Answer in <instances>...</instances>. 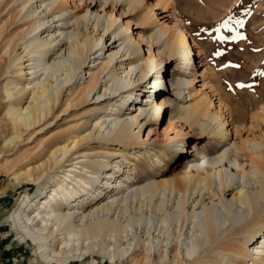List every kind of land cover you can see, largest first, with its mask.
<instances>
[{"label": "bare ground", "instance_id": "6f19581e", "mask_svg": "<svg viewBox=\"0 0 264 264\" xmlns=\"http://www.w3.org/2000/svg\"><path fill=\"white\" fill-rule=\"evenodd\" d=\"M1 1L3 14L0 19L4 21L0 20V81L4 76L5 82L0 87V136H11L9 142L19 139L28 128L55 117L60 106L64 104L67 107L74 95L83 101L87 100L96 88L99 76L104 71L107 75L102 85L103 91H97L93 103L101 106L108 104L110 109L96 116L86 136L79 139V133H75L78 130L55 136L49 139L46 148L42 147L44 149L35 153V163L31 164L30 158L24 160L22 156V162L21 159L11 162L12 166L3 169L2 173L11 175L16 185L28 182L39 186L33 194L23 195L17 202L16 214L11 213L7 219L13 229H19L25 238L36 245L40 260L44 263L65 264L83 259L88 252L105 253V247H110V259L115 261V258L125 255L134 242L126 257L127 264H150V232L143 231L146 237L135 233V240L132 241L125 239L128 230L122 215L128 209H133L132 219L142 222L147 217L145 213L153 209L159 212L160 223H172L174 220L178 223L175 226L177 232L174 233L176 238L184 234L183 227L189 220L192 226L188 238L194 237L196 243L199 241L206 245L203 255L196 259L197 251L187 248L186 254L182 255L178 243L168 247L165 240H160L161 245L157 250L159 261L155 264H246V260L252 264H262L264 214L258 199L264 202L263 139H244L242 144L232 142L230 155L226 150L207 155L201 165H190L178 177L154 180L153 176L148 175L146 182L133 188L121 180V160L110 163L93 159L80 151L75 156L82 157L80 160L63 165L70 161L69 153L73 147L83 140H102L107 137L124 147H131L140 138L143 126L161 120L162 113L171 106L178 119L189 127L198 125L200 130H208V133L220 134L221 137L226 134L225 116H222L220 107L217 111L219 114L209 111L212 102L205 101L208 98L205 94L197 102L186 105L195 97L190 89L198 82L197 78H186V73L195 68L193 47L188 34L184 30L177 31L174 26L158 27L149 35L155 44L166 35L168 39L157 54H163L167 62H177L176 70L170 73V78L166 75L165 79L168 80L162 84L159 78L166 73L161 67L164 59H157L152 53L153 41L147 43L142 34L137 35V38L133 32L128 34L129 22L119 23L109 32L113 41L107 45L105 60H97L98 70H88V80L72 90L69 86L75 71L81 68L89 55H105L102 40L115 20L121 17V13L114 16L112 11L105 12L106 17L102 11L94 10L96 1L101 2V5L110 3L112 8L119 2L128 1L130 12H134L141 1L80 0L78 7L71 5L73 0H23L19 5L13 4L12 0ZM16 1L19 3V0ZM33 3H36L34 7L22 13L27 4ZM149 12L142 15L140 24H148L152 16ZM18 17L23 22H17ZM10 25L13 28L7 30ZM23 26L25 30L20 31ZM43 33H47V38L41 37ZM117 40L121 42L115 45V50H111ZM142 41L146 45L147 57L142 56ZM16 46L21 51H15L11 61L10 56ZM26 56L29 57L24 59ZM67 60L71 63L65 64ZM13 64L15 69L11 70ZM26 69L28 73H24ZM47 71L56 74L52 81L42 79ZM11 73L13 77H9ZM63 73L61 80L59 77ZM24 75L28 77L22 81L20 77ZM146 78L149 81H144ZM231 80L219 83V101H222V94L227 88L234 86ZM142 82L145 85H140ZM65 85L69 92L62 104L61 95ZM167 86L173 91L171 94ZM170 95L174 98L170 99ZM234 95L241 98L244 93L234 92ZM116 97L117 100L110 103ZM134 105H137L136 113H120L124 107L128 110ZM214 122L215 127L210 124ZM136 127L138 130L134 133ZM173 143V157L168 159L171 165L180 161L184 151L188 152L184 148L183 139L173 140ZM2 147L3 144L0 152ZM254 149L259 150L256 152ZM155 156L157 165L169 163L163 162L158 154ZM242 156L246 159L242 160ZM123 160L126 163V158ZM143 163L136 168L143 171ZM53 167H65L59 175H55V180L50 177ZM110 169L112 172H109ZM253 184L256 186L251 189ZM8 187H0V196L4 197ZM169 191H177L180 195L175 198L173 209L165 203ZM166 195L165 201L163 197ZM214 197L217 202H214ZM258 218L259 224L252 227Z\"/></svg>", "mask_w": 264, "mask_h": 264}, {"label": "rangeland", "instance_id": "374dc122", "mask_svg": "<svg viewBox=\"0 0 264 264\" xmlns=\"http://www.w3.org/2000/svg\"><path fill=\"white\" fill-rule=\"evenodd\" d=\"M12 1L15 2H13L15 5H19L23 2V0H19V3L16 0ZM140 1V6L136 7L134 12H130V3H128V1H123L121 4H119V2L114 8H112V4L110 3L101 5V2L96 1V6L93 8L94 10L102 11L101 13H104L106 17L107 15H105V12L112 11L114 16L121 13V17L115 20V24L111 27L110 31L105 34L102 40L104 46L103 52L105 51V55H97V53L89 55L81 68L75 71V75L70 81L69 87L73 90L78 85H81L83 81H87L89 78L87 77L88 70H98L97 60L100 62L105 60L104 57H106L108 53L106 50L107 45L113 41L109 32L114 30L117 24H122L125 21L130 24L128 34L133 32L136 38L137 35L142 34L145 40H147V43L153 41V45L151 46L152 53L156 55L157 59L160 57L164 59L161 67L166 70V73L164 72L159 78V81L163 84V81L166 80V75L170 78L172 75L170 73L176 70L177 62L175 60L167 62L163 54H157L159 53V49L164 47V42L168 39L166 35H163L161 41L156 44L149 35L153 34L158 27L166 28L175 26L177 31L184 30L188 34L193 47L195 68H191V70L186 73V78L188 80L197 78L198 80L190 89L195 97H193L191 101H188L186 105L197 102L199 98H201V95L205 94L208 97L205 101L207 103L209 100L212 102L209 106L210 112H217L218 107H220L221 114L225 116L226 119L224 129L226 128L228 131L221 137L220 134H212L208 133V130H200L198 125L189 127L183 120L180 118L178 119L177 113L171 106L162 113L161 120L154 123L149 122L143 126L140 131V138L137 139L131 147H124L119 143L111 141L107 137L102 140L100 138L96 140H83L73 147L71 154L69 153V155H71L69 157L70 161L63 164L66 166L80 160L82 157L75 158L76 154L80 151L88 157L102 159L103 161L107 160L110 163L121 160L122 171L119 172H123L120 176L121 180H124L127 185H131V188L144 183V181L146 182L148 175L153 176L154 180H159L162 177H178L183 171L188 170L190 165L194 163L197 166L201 165L202 160L208 157L207 155L217 154L222 150H226L230 155L233 149V146H231L232 142L242 144L241 141L244 139L264 140V111L262 108L264 107V74H262L264 73V0ZM0 3H2L1 0ZM70 3L78 7L80 0H73V2ZM35 4L36 3L27 4L26 8L22 10V13L34 7ZM1 8L2 4L0 11ZM42 8L43 7L38 9V12ZM148 11H151L149 14L152 15L148 24H140L139 21L142 15ZM43 12L44 11H42L40 15H42ZM2 14L3 12L1 11L0 18ZM17 19V22H23L19 17ZM0 20L2 22L4 21L3 19ZM1 21L0 28L2 25ZM12 28L13 25H10L7 30H11ZM25 28V26L21 27L20 31H24ZM72 30L73 32L76 31L75 29ZM100 30L101 29L98 31ZM46 34L47 33L41 34V37L47 38ZM219 36H223L225 39H216V37ZM233 37L235 38L233 39ZM116 38L117 37H115V39ZM120 42L121 40L114 42L111 50H115V45ZM141 43L142 45H140V48L142 49V56L147 57L148 53L145 42L142 41ZM15 48L16 50L14 49L11 53L12 56H10L11 61L13 60L12 58H14L13 55H15V51H21L18 46ZM98 48L99 47H97V49ZM27 57L29 56H26L24 59ZM32 59L34 60V58ZM69 60L65 61V64L71 63ZM33 62L35 61H30V63ZM14 64H16V62ZM14 64L11 67L12 69L10 68L11 70L15 69ZM119 71L120 70H118V72ZM25 72L28 73V70H24V73ZM55 75L54 72L47 71L44 75L45 77L43 76L42 79L44 78L46 81H52ZM13 76V73L9 74V77ZM106 76V71L99 76L98 84L87 100L83 101L80 97L74 95L67 107L63 104L69 92L68 89H66L67 85H65L61 95L63 105L60 106L55 117L46 120L43 124L41 123L35 127L28 128L19 139L12 140L11 142H9L11 136L7 134L0 136V146L3 144V150L0 152V187L5 185L9 186L8 192L4 197H2L3 195L0 196V264H51L44 263L40 260L36 245L25 238L19 229H13L12 223H9V219H7V216L11 213L12 215L16 214L17 202L22 199L23 195L28 193L33 194L39 187L38 184L22 182L20 185H16L11 179V175L3 174L2 172L6 166H12V163L17 160L21 159L22 162L23 158L24 160L30 158L31 164L35 163V153L38 154L40 150L46 148L50 138L75 130H78L75 133H79V139L81 136H86L96 116L104 114L105 109L107 111L110 109L108 104H102L101 106L93 103L97 91H100L99 93L103 91L102 85L107 79ZM27 77L28 76L24 75L20 77V79L25 80ZM63 77L64 73L61 74L59 78L62 80ZM4 78V76L1 78L0 87L3 82H5ZM229 79H232L231 82L233 81V89L227 88V91L222 94V101H219V96L217 94L219 83H225V81ZM144 81L149 80L146 78ZM141 84L145 85L144 82L140 83V85ZM238 85L244 86L238 87ZM166 89L170 91V94L173 92L169 86H167ZM234 92H242L244 95L239 98V95L235 96ZM117 98L118 97L113 98L110 103H113ZM173 98L174 97L170 95V99ZM26 99L27 98H25L24 101ZM136 107L137 105H134L128 108V110H125L124 107L120 113L132 112V114H134L137 112ZM210 124H213V127L216 126L215 122ZM137 130L138 128L136 127L133 130L134 133H136ZM180 139L184 140V148L188 152L184 151L180 161H178L177 164L171 165V161L168 159L173 157V140ZM257 150L259 149H254L256 152ZM157 154L163 159V162L168 161L169 163H167V165L160 164L163 166L160 168V165H157L155 161V155ZM123 158H126V163H124L125 160H123ZM243 159L246 158L242 156V160ZM142 162H145L143 163L145 167L143 171H140L136 166ZM243 164L244 166L246 165L244 162ZM15 168L16 167L13 169ZM62 168L53 167L50 170V177H53L55 180ZM106 169H109V167ZM109 172H112V170L110 169ZM126 173H128V176H126ZM44 181L47 182L45 178ZM51 184L52 182L49 185ZM255 186L256 184H253L250 188L252 189ZM169 196L172 198L170 199ZM179 196V193L175 191L174 193L170 192V194H168L167 202H165L167 195L163 197V199H165L164 202L168 205L167 207L172 206L173 209L175 198ZM229 197L230 195L227 196V198ZM215 198L216 197L213 198L215 200L214 202H217L218 200ZM189 201L188 203H190ZM206 202H208V200H206ZM258 205L262 210V214H264V202L261 199H258ZM86 210H88V208ZM132 210L133 209H128L127 212L122 215V219H125L124 221L127 224L128 230V235L125 239L131 241L132 239L135 240V238H133L135 233L146 237L143 231L148 230L150 232V237H148L151 247L150 252L152 253V261L150 264H155L159 261L157 250L161 245L160 240H165L164 243L167 244L168 247L178 243L181 247L182 255L186 254L187 248L197 251L195 252L197 253L195 255L197 256L195 257L196 259L203 255L206 245L200 244L199 241L196 243L197 241L195 242L194 237L188 238V231L192 226L189 224V220H187L183 227L184 234L176 238L174 233L177 232L175 226H177L178 223L175 220L172 221V223H160L158 216L159 212L152 209V211H145L147 213H145V216L147 217H145L142 222H137L132 219V215L134 214ZM259 222L260 218L256 220L252 227H256ZM132 243L129 251L122 257L119 256L115 258V261L110 259V247H105V253L97 254L95 252H88L83 256V259L65 264H127L128 258L126 257L132 250L134 242ZM201 246L202 248L200 250L199 248ZM169 259H171V254H169ZM246 261V264H252L251 261ZM262 264H264V261Z\"/></svg>", "mask_w": 264, "mask_h": 264}, {"label": "snow or ice", "instance_id": "6c2138e0", "mask_svg": "<svg viewBox=\"0 0 264 264\" xmlns=\"http://www.w3.org/2000/svg\"><path fill=\"white\" fill-rule=\"evenodd\" d=\"M222 26H226V25H222ZM217 31H219V30H217ZM235 37H233V39H234ZM216 39H220V40H224L225 39V37H223V36H219V37H216ZM262 74H264V73H262ZM244 85H238V87H243Z\"/></svg>", "mask_w": 264, "mask_h": 264}, {"label": "crops", "instance_id": "0c3cea01", "mask_svg": "<svg viewBox=\"0 0 264 264\" xmlns=\"http://www.w3.org/2000/svg\"><path fill=\"white\" fill-rule=\"evenodd\" d=\"M1 199V198H0Z\"/></svg>", "mask_w": 264, "mask_h": 264}]
</instances>
